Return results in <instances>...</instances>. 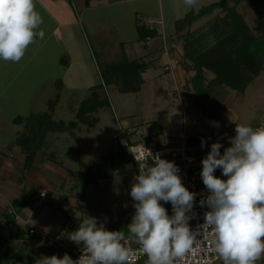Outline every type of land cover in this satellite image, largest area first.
Listing matches in <instances>:
<instances>
[{"label":"rangeland","instance_id":"obj_1","mask_svg":"<svg viewBox=\"0 0 264 264\" xmlns=\"http://www.w3.org/2000/svg\"><path fill=\"white\" fill-rule=\"evenodd\" d=\"M215 1H218L220 5L214 8L209 15L192 22L190 26L192 30L194 29L200 35H203L208 44H214L220 39L224 40L229 35L226 33V35H223L224 38L222 36L217 37V33L224 30L222 29L220 17L232 6L243 17L252 35L257 37L262 33L261 29L257 28L256 15L249 4V0H241L237 6H235L233 0ZM209 2L211 0H203L200 1V4H208ZM195 6L194 11L197 12L199 4ZM168 8L169 5L167 7L166 4H163V12L167 17ZM186 10L183 6H176L173 9V15L181 19L185 16L183 14ZM108 15H106L107 18ZM137 18L141 23H147L146 25H148L147 15L142 13L134 14L133 25H135V19ZM108 22V19H104L103 22L97 24L96 28H86L84 36H81L78 39L79 41L76 42L78 45H76L75 51H71L74 47V40L68 38L67 34H63L62 29L53 35L49 48L44 50V55L41 57L42 59L38 58L40 59L38 62L39 67L44 68V72L48 76L52 75L60 78L64 68L61 64L58 66L59 60L63 55L70 58L69 71L60 83L37 86L39 82L38 74L32 67L34 59L30 56V52L41 41L39 37L28 47L24 57L19 62L0 60V144L5 141L17 142L18 136H15V132H17L15 129L18 126L12 124L14 123L11 121L13 117L46 110L50 102L56 103L54 105V119H63L65 122L74 120L78 105L89 97V85L101 83V87L96 92L101 99L108 100L109 103L93 113V116L99 119L98 123L90 129L81 125L84 129L80 131L78 138L74 140L69 139L71 137L65 132L64 137H67L69 143L67 145L63 142L59 143L58 149H54L58 152H54L52 156V158H55L56 163L59 162V165L71 170L70 172L65 168L66 171H63L70 173L69 185L71 184V187L74 188V197H77L80 202L84 184L82 176L86 172V176L91 171L93 172L97 166L96 161L115 149L119 142L123 141L122 137L126 133L129 134L128 136L131 137L132 142L141 141L140 139L145 141V137L140 138V136L151 133L161 135L164 142L169 144V141H177L176 133L185 128V133L188 136L202 134L206 137L208 142L207 154L212 143L215 142H220L223 145L220 149L221 154H223L224 149L231 146L229 138L235 136L236 124L249 125L253 128L264 127V70L247 86L244 92L224 86L217 87L216 92L209 99L200 100L201 106H196L197 94L190 83L193 71L189 70V63L184 60L185 56H183L184 52L180 40L182 51L173 46L167 51L168 55H166V61L169 58L172 59L171 57H174V54L178 55L176 64L174 66L167 63L162 65L163 58L160 59V57L163 50L161 52L156 48H164V45L168 46L170 42L175 40L171 38V35L169 36L168 29L164 33V39L163 37L162 40L154 39L145 45L144 42H136L137 32L135 27L130 26L128 29L125 27L111 28L117 30V33L114 32V34L110 33ZM126 22L128 23L127 19ZM181 27L184 31L188 29L187 25L182 24ZM116 36L118 40L120 38L122 40H132L135 49H138L136 54L131 53L129 55V59L144 57V60L151 61V66L142 74L144 83L137 92H120L122 81L119 74L116 73H113L111 77L114 80L112 85L107 86L102 83L100 67L103 68L102 66L106 63L116 61L118 58L115 53H118L117 48L115 51L108 50L111 49L112 40ZM60 40L63 43L59 42ZM62 44H64L63 47ZM156 44L157 46H155ZM154 48V53H148ZM81 51L85 52L84 63H81L79 58ZM142 55L144 56L140 57ZM45 60L46 63L43 65L46 67H43L40 62L42 63ZM25 63L27 65L25 70H22V75L17 74ZM204 75L206 82L213 77L212 72L207 69L204 70ZM61 83H63L62 88L60 87ZM203 110L207 111L208 117ZM210 114L218 116L219 119L212 122ZM217 124L219 127L216 126ZM23 125L24 122L20 123L18 133L23 132ZM55 127H58L57 124H55ZM136 130L139 135L134 133ZM148 139L150 140V138ZM45 143L47 146L51 142L48 139ZM127 165L131 164L126 163L125 166ZM127 169L132 170V168ZM50 199H52L51 196L48 200ZM83 201L80 204L83 205ZM56 204L62 208L61 199L56 198L55 205L51 208L55 211V215L51 216V219L61 218V213L58 211ZM46 206L47 204L44 205V207ZM37 208L38 211L43 210L40 209L42 208L40 206ZM0 253L2 252L0 251ZM21 254L25 255L23 257L16 256L17 259H23L20 261L21 264H35L34 260L38 257V254L33 252H29V254L21 252ZM15 263L16 261L12 264ZM214 264H223V260L220 259Z\"/></svg>","mask_w":264,"mask_h":264},{"label":"crops","instance_id":"obj_2","mask_svg":"<svg viewBox=\"0 0 264 264\" xmlns=\"http://www.w3.org/2000/svg\"><path fill=\"white\" fill-rule=\"evenodd\" d=\"M98 1L99 0H35L36 10L43 18L41 28L45 32L44 39H42L35 48L31 49L30 52V56L34 59L32 67L38 74L39 82L37 86L60 83L62 78L66 76L69 71L71 60L66 55H63L58 63V66L61 64L65 69L61 72L62 75L60 78L53 77L52 75L48 76L47 73L44 72L45 69L39 67L38 61L42 59L41 57L44 55V50L49 48L51 38L56 32H58V30L62 29L61 31L63 34H67L69 36H67L68 38L74 40V47L71 51H75L76 45H78L76 42L79 41L78 39L81 38V36H84V33L87 30L86 28L94 29L98 26L97 24L101 21L103 22L104 19H108L109 21L108 26L110 28V33H117L116 29L111 28L119 29L120 27H125L128 29L130 26L136 28L135 25H137V22L133 25L134 14L142 13L147 15L148 25H146L147 23L145 25L154 28L159 35L156 38H147L145 41H138V33H136V42H144L146 45L154 39L162 40V37L163 39L165 38L164 33L166 29H168L169 36L171 35V38H174L175 40L170 42L168 46L164 45L160 59L163 58L162 65L167 63L174 66L177 62L178 55L176 56V54H174L175 58L171 57L172 59L169 58L166 61V55H168L167 51L173 46L176 49L181 50L182 46L180 47L181 43L177 38L176 30L179 17L177 18V16L173 15V9L176 6H183L187 9L183 14L186 15L189 12H196L194 11L196 4H199V9H197L199 11L212 3L218 2L211 0L208 4H200V1L203 0H198L199 3L196 1L194 5L189 6L185 3V0ZM163 4H166L167 7L169 5L168 17L165 16L163 12ZM106 15H108V18ZM126 19L128 23L126 22ZM198 20L199 19L196 21ZM112 25L114 27H111ZM190 30L192 29L190 28ZM59 42L63 43L62 40ZM112 44L111 49L108 50L115 51L117 48L118 53H115L118 58L116 61L106 63L102 66L103 68L112 62H118L127 57L129 58L131 53L136 54V51L138 52V49H135L134 47L133 41L129 39L122 40V38H120V40H118L116 36L112 40ZM63 45L64 44H62V47ZM155 46H157V44ZM154 50L155 48L151 49L150 52L154 53ZM38 55L40 57H37ZM84 55L85 52H82L81 55H79L81 63H84ZM143 56L144 55L140 57ZM135 58L138 57L132 59ZM45 63L46 60L42 63L40 62L43 67H46L43 65ZM26 65L27 63L23 65L22 69H20L17 74L22 75V70H25ZM103 68L100 67V73ZM163 68L165 67L163 66ZM100 84L101 83L89 85V96L93 91L92 89H95L94 92H96V90L100 88ZM62 85L63 83H61V88ZM57 88L59 87L57 86ZM55 104L56 103L50 102L49 107L47 106L48 108H46V110L40 112L30 113L25 116L17 115L12 118L11 121L14 122L12 124H16L19 127L20 123L25 122L30 116L34 115L39 117L44 114L49 115L50 118L48 119L64 121L63 119L53 118ZM101 108L103 107H100L99 109ZM16 118H21L23 122L18 123L14 121ZM70 121L72 120H68L67 122L64 121L66 124L62 128L54 129L49 128L48 123H44L39 127L35 124L36 122H33L36 138L32 139L31 135L30 145H33L32 141H34L37 148L34 150L32 163L28 169L23 168L25 153L22 152L21 146L17 144L16 141H5L0 144V238L2 240L0 243V251L2 253H0V255L10 251V253L16 257L17 254L19 255L21 252H26L27 254L33 252L38 254V257L34 260L35 263L41 255L51 256L61 254L66 249L77 245L70 239V236L72 235V232L79 227V223L82 222L86 216L97 218L98 224L103 223L104 226L124 219L131 222V219L135 214V208L133 207L134 201L130 196V191L135 176L139 174V169L135 168L130 162V167L128 165L125 166V164L120 165L110 178L100 179L95 184H87L84 192L83 205L81 206V210H78L80 201L77 197H74V188L71 187V184L69 185L70 173L63 171L65 168L70 172L71 170L67 167H63V165H59V162L56 163L54 160L55 158H52V156L54 152H58L54 149H58L59 143L63 142L66 145L69 143L67 137H64L65 132L71 137L69 139L74 140L78 138L82 129L93 128L98 122L92 126L76 123V126L72 127L69 124ZM81 125H83L84 128H82ZM18 127L15 129V131H17L15 132V136L19 137L20 133H18V130L20 129ZM134 133L139 135L137 130ZM198 136H202V134L194 136L195 139ZM141 137H148L156 142L163 140L161 135H154L151 133H147L146 135L140 136V138ZM48 139L51 143L46 146L45 142ZM168 143L177 144L178 140L169 141ZM153 164L151 163L148 166ZM125 167L132 168V170ZM214 175L226 179V177H223L220 169H217ZM41 192H46V194L40 196ZM50 196L52 199L48 200ZM56 198L61 199L62 208L56 204L58 211L61 213V218L51 219V216L55 215V211L51 210V208L55 205ZM161 203L165 208H168L171 205L170 202L164 203L161 201ZM46 204L47 206L44 207ZM39 206L42 207L40 208L43 209L42 211H38L37 207ZM31 229L35 232L30 233L29 231ZM131 239L136 243L134 238ZM21 255L20 257H23L25 254ZM21 260L23 259L6 258L2 261V264H12L15 261V264H21ZM263 261L264 258L262 257L257 261V264H263Z\"/></svg>","mask_w":264,"mask_h":264},{"label":"clouds","instance_id":"obj_3","mask_svg":"<svg viewBox=\"0 0 264 264\" xmlns=\"http://www.w3.org/2000/svg\"><path fill=\"white\" fill-rule=\"evenodd\" d=\"M195 2L185 0L189 6ZM42 24L35 0H0V60L19 62L37 37L44 39ZM235 133L223 154V145L215 142L202 159L200 175L209 194L199 201L208 209L201 226L211 227L212 246L223 264H257L264 257V127L236 124ZM151 156V166L136 158L139 174L130 191L135 214L128 232L147 264H174L193 245L189 213L196 194L184 186L174 162ZM217 169L226 179L214 175ZM161 201L171 203V216ZM70 239L84 245L77 260L67 253L41 255L35 264H130L132 259L124 234L107 230L95 217L86 216Z\"/></svg>","mask_w":264,"mask_h":264},{"label":"trees","instance_id":"obj_4","mask_svg":"<svg viewBox=\"0 0 264 264\" xmlns=\"http://www.w3.org/2000/svg\"><path fill=\"white\" fill-rule=\"evenodd\" d=\"M240 1L241 0H233L235 6H237ZM249 4L256 15L257 28L261 29L262 32L257 37L252 35L247 23L234 6L229 7L226 13L220 17L222 29L224 30L217 33V37H223V35L228 33L229 35L224 40L220 39L216 43L210 45L203 35H200V33H197L195 30H190L192 22L210 14L214 8L220 5L219 2L212 3L197 12H189L177 21V38L182 42L183 56H185L184 60H187V63H189V70L193 71L190 83L197 94L196 106H201L199 103L200 100L209 99L212 94L216 92L217 87L221 88L224 86L233 90H238L239 92H244L247 86L264 70V0H249ZM136 22L138 41H145L147 38H156L159 35L154 28L147 27L144 23H141L138 18ZM182 24L187 25L188 29L184 31L181 27ZM156 50L162 52L163 47ZM148 53L152 54V52ZM150 66L151 61H146L144 58H123L118 62L108 64L101 70L102 83L107 86L112 85L114 80L111 77L113 73H116L119 74L122 81L120 92H137L144 82L142 73ZM205 69L213 74L212 79L207 82L204 75ZM92 90L90 96L79 104L75 120L69 122L72 127H75L76 123H82L87 126L96 124L98 119L92 116L93 113L100 107H104L109 103L108 100L101 99L100 96L94 92L95 89ZM203 111L208 117L209 114H207V111ZM210 117L212 122L219 119L218 116L212 114H210ZM48 118H50L48 114L39 117L32 115L24 122V130L19 134L17 144L21 146L22 152L25 153L23 164V168L25 169L30 167L34 150L37 148L34 141H32L33 145H30L31 135L32 139L36 138L33 122H36L35 124L39 127L44 123H48L51 129L56 128L55 124H57V128H62L66 124L62 120L54 121ZM14 121L19 123L23 120L21 118H16ZM140 140L141 141L138 142L151 143L153 141L151 138L149 140L148 137L145 138V141L142 139ZM188 141L194 144L196 139L194 136H189ZM128 142L129 144L137 143L132 141ZM129 162L130 157L127 147L120 142L115 149L101 156L99 160L96 161V169L88 173V176H86L87 172L84 173L85 176H82V178H84V184L81 202L84 200V189H86L87 184H95L100 179L110 178L120 165ZM81 206L82 204L78 206L79 211L81 210ZM129 223L128 220L124 219L122 221L107 224L105 227L110 231H120L125 237L130 238L131 236L127 227ZM20 255L21 253L19 255L17 254V256ZM57 256L60 257V254ZM6 258L17 257L10 253V251L3 253L0 255V264H2V261Z\"/></svg>","mask_w":264,"mask_h":264},{"label":"built area","instance_id":"obj_5","mask_svg":"<svg viewBox=\"0 0 264 264\" xmlns=\"http://www.w3.org/2000/svg\"><path fill=\"white\" fill-rule=\"evenodd\" d=\"M128 135V133L124 134L122 137L123 141L120 143L127 147L130 163L135 168L139 169L137 159L141 160L144 166H148L154 163L151 154H160L161 158L172 161L178 166L180 170L178 174L182 179V183L189 191L196 194L194 207L192 212L189 213L190 216H193L189 220V227L194 235L193 245L183 258L174 260V264H214L219 261L221 258L215 253L212 246L214 234L211 227L201 226L204 224V214L208 209L206 206L201 207L199 201L209 194L200 175L202 171L201 162L207 156L208 150L206 137L198 136L196 137V142L191 144L188 141L189 136L185 133V128H183V130L176 133L177 144H167L163 140L159 142L152 141L151 143L137 142L129 144L128 141H131V137ZM40 196L42 195L40 194ZM166 209L171 216L173 214L172 205ZM29 232L34 233L35 231L31 229ZM125 238L127 246L131 250L132 259L130 264H147L148 257L143 253L141 246L138 243H134L129 237ZM83 252L84 245H74L61 253L60 257L67 253L73 260H77Z\"/></svg>","mask_w":264,"mask_h":264}]
</instances>
